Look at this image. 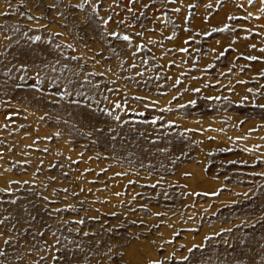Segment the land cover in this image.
I'll use <instances>...</instances> for the list:
<instances>
[{
  "label": "rangeland",
  "instance_id": "1",
  "mask_svg": "<svg viewBox=\"0 0 264 264\" xmlns=\"http://www.w3.org/2000/svg\"><path fill=\"white\" fill-rule=\"evenodd\" d=\"M0 264H264V0H0Z\"/></svg>",
  "mask_w": 264,
  "mask_h": 264
}]
</instances>
